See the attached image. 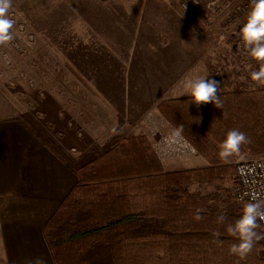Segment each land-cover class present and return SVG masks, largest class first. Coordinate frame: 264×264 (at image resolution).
<instances>
[{
	"label": "crops",
	"instance_id": "0c3cea01",
	"mask_svg": "<svg viewBox=\"0 0 264 264\" xmlns=\"http://www.w3.org/2000/svg\"><path fill=\"white\" fill-rule=\"evenodd\" d=\"M118 4L96 6L98 46L82 49L83 85L90 95L97 88L99 105L80 99L103 114L97 131L89 113L83 126L67 122L88 126L84 135L71 132L74 139L55 119L66 144L56 153L19 121L0 120V264H53L43 225L75 184L73 169L121 136H146L166 171L198 167L186 166L199 156L157 110L162 100L189 97L188 81L215 79L218 93L264 87L250 78L258 64L239 35L250 3ZM178 145L183 155L172 154Z\"/></svg>",
	"mask_w": 264,
	"mask_h": 264
},
{
	"label": "trees",
	"instance_id": "16d2710c",
	"mask_svg": "<svg viewBox=\"0 0 264 264\" xmlns=\"http://www.w3.org/2000/svg\"><path fill=\"white\" fill-rule=\"evenodd\" d=\"M49 8L41 11L48 13ZM29 11L34 14L35 34L43 36L35 40L36 45L58 41L54 24L42 27L46 14ZM17 30L13 28L12 34ZM24 38L32 45L33 38ZM82 49L81 42L72 47L66 44L62 59L81 68ZM43 50L35 49L38 53ZM28 54L33 56L25 49L22 59ZM44 62L56 66L50 54L32 58L28 65L38 75L50 73L53 68H45ZM218 96L223 105L220 109L211 103L197 107L190 103V97L157 104L162 118L195 149L203 165L166 171L148 138L136 135L117 138L106 150L73 169L75 184L42 227L53 264H264L263 240L240 259L230 253L237 241L226 232V225L239 218L247 203L234 200L235 164L264 159V87ZM15 116L8 120L27 126L23 115ZM232 129L244 132L250 142L224 161L219 158L218 146ZM221 214L226 217L224 224L217 222ZM197 215L203 219L196 220ZM258 231L263 232V227ZM214 232L221 235L216 237Z\"/></svg>",
	"mask_w": 264,
	"mask_h": 264
},
{
	"label": "rangeland",
	"instance_id": "374dc122",
	"mask_svg": "<svg viewBox=\"0 0 264 264\" xmlns=\"http://www.w3.org/2000/svg\"><path fill=\"white\" fill-rule=\"evenodd\" d=\"M95 2L96 0L94 3L81 5L79 3H87L86 0H12V3L17 5H12L10 16L15 20L14 30L17 28L18 33L16 31L15 34L13 33V40L8 42L9 44L0 45V120H8L20 113V115H23L27 127L34 132L35 136L46 145H51L56 153L57 151L60 152L66 144L64 146L61 144L65 137L63 135L59 136L62 131L60 132L59 129L60 124L58 127L55 126V119H59L58 123L60 121L61 124L65 123V127L61 126V129L69 130L70 136L71 132L75 135L77 133L84 135L88 128L87 126L86 129L84 127L69 129L67 122L70 119L75 118L77 124L80 126L79 123H81L83 126L84 123L81 117L84 113H89L95 119L94 126L96 129L94 131H97L103 117V114L98 110L95 111L92 106V112L89 111V105L83 103L88 99H80L93 97V105L96 103L99 105L97 88H94L95 94H88L86 87L83 85L84 71H82V68H78L62 59L63 47L69 43L72 47L80 42L82 48H84V45L86 47L98 46L99 21L93 18L92 15L97 14L98 9H95V7L99 3L107 6L106 9L114 10L116 5L119 6L118 3H173V0H97L99 3ZM44 8H49V12L43 13L41 10ZM29 9L34 12L40 10V15L46 14L42 27L54 24L58 29V41H49L47 45L39 42L36 45L35 40L38 37L43 38V36H39L38 32L35 34L36 28L32 26L31 22L34 14ZM65 19H67V23H65ZM54 21L58 24L53 23ZM28 34H32V36ZM26 35L29 41L32 38L34 40L30 46V43L23 40ZM63 40V47H61ZM25 49H30L33 56L28 54L25 59H22ZM35 49L44 50L38 53ZM86 51L89 54L88 48ZM67 53H70V51ZM47 54L51 55L56 66L53 68L52 65L49 66L44 62L45 68H53V70L50 73L38 75L32 69V66L28 65V62H31L32 58L39 59ZM99 57L105 58V54H100L98 50L95 53V58ZM88 60H90L89 57ZM27 95H29L28 98ZM23 101L24 104H22ZM160 129L163 130L164 127ZM67 150L70 155H74L73 149V151L71 149ZM172 150L175 151V149ZM172 154L183 155V151ZM203 164L204 161L200 157L194 158L192 162L190 160L186 162L187 167Z\"/></svg>",
	"mask_w": 264,
	"mask_h": 264
},
{
	"label": "clouds",
	"instance_id": "9594fccd",
	"mask_svg": "<svg viewBox=\"0 0 264 264\" xmlns=\"http://www.w3.org/2000/svg\"><path fill=\"white\" fill-rule=\"evenodd\" d=\"M198 3V0H194ZM211 7V5H209ZM12 0H0V45L13 40L12 29L15 20L10 16ZM240 39L242 40L248 56L256 61L258 69L250 73L251 80L264 86V0H251L250 10L246 21L240 29ZM220 83L215 79L197 78L190 80L186 84V94L191 100L190 103L199 107L202 104H213L220 109L223 107L218 96ZM247 135L239 129L229 130L225 139L219 144V158L228 161L229 158L237 155L244 144L249 143ZM196 220L203 217L197 215ZM225 215L217 217V222L224 224ZM264 225V201L252 198L245 203L241 215L233 223L226 225V232L236 239L230 247V253L245 258L253 249L256 242L264 240V232L258 231ZM214 236L219 237V232H214Z\"/></svg>",
	"mask_w": 264,
	"mask_h": 264
},
{
	"label": "built area",
	"instance_id": "2783aa9c",
	"mask_svg": "<svg viewBox=\"0 0 264 264\" xmlns=\"http://www.w3.org/2000/svg\"><path fill=\"white\" fill-rule=\"evenodd\" d=\"M221 0H201L202 3H220ZM170 145H172L170 143ZM182 152L179 145L173 152ZM236 202H249L252 198L264 201V159L241 160L235 164ZM263 232H264V225ZM264 255V240H263Z\"/></svg>",
	"mask_w": 264,
	"mask_h": 264
}]
</instances>
